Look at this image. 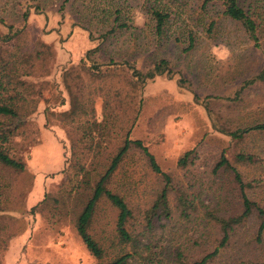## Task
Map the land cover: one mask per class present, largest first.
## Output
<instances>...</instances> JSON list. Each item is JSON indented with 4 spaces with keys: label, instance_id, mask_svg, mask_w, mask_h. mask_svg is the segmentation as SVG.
Returning a JSON list of instances; mask_svg holds the SVG:
<instances>
[{
    "label": "rangeland",
    "instance_id": "obj_1",
    "mask_svg": "<svg viewBox=\"0 0 264 264\" xmlns=\"http://www.w3.org/2000/svg\"><path fill=\"white\" fill-rule=\"evenodd\" d=\"M8 1L0 0V94L18 115L0 114V142L25 169L0 164V264H104L134 250L130 264H177V252L193 259L219 245L214 216L240 213L242 192L264 208V130L252 128L264 124V79L246 84L264 72V0H239L258 45L214 0ZM151 7L169 12L161 35ZM160 59L168 65L157 74ZM127 135L170 175V216L147 225L164 181L132 146L108 186L132 209L137 247L120 241L117 210L101 199L90 227L104 250L96 259L75 216ZM189 150L193 162L178 166ZM222 155L243 190L232 171L214 169ZM258 222L250 215L236 226L211 264L264 261Z\"/></svg>",
    "mask_w": 264,
    "mask_h": 264
},
{
    "label": "trees",
    "instance_id": "obj_2",
    "mask_svg": "<svg viewBox=\"0 0 264 264\" xmlns=\"http://www.w3.org/2000/svg\"><path fill=\"white\" fill-rule=\"evenodd\" d=\"M31 1L37 3V5L41 4L42 2V0H31ZM214 1L220 4L222 8V14L225 17L236 21L241 26L243 31L246 34H248L249 39L254 41L255 45H258V35H257L258 26L256 24V20L243 6H241L239 0H214ZM8 2L9 3L14 2L17 6L21 7L23 0H13ZM150 12L154 22L155 33L157 35H161L163 33L164 24L166 23V20L169 17V12L163 11L156 7H151ZM0 19H1L0 21L4 22L6 18L0 16ZM81 28L84 27L81 26ZM86 30L89 32V38L95 39L94 37L95 32L92 31V28H88ZM188 39L190 43L189 47H191L192 44H194L193 42L194 38L190 34L188 36ZM89 53L94 54L95 52L94 50L91 49ZM93 65L95 64H93L92 62L90 63V61H88L87 69L89 70L94 69ZM167 65L168 62L165 59H160L158 63L154 66V69L157 74H162L165 73ZM263 79H264V72H261L253 76L249 80H247L246 84L254 83L258 80H263ZM0 86H2V82H0ZM6 99L9 100L10 99L9 96L7 98H4V96L0 94V114L6 115L8 117L17 116L18 111L15 109V107L12 104L6 102ZM204 105L206 107V103ZM252 128L262 131L264 130V124L255 125ZM230 135L238 136V137L241 136V134H239L238 132H232ZM132 146L138 147L143 151L144 155L148 159L151 169L154 172L161 174L164 181L163 187L157 194L152 206L147 211L148 222H149L147 223V225H149L150 227L152 226V223H150V221L155 214H158L157 217L159 219L161 216H163L164 218H168L170 216V209L167 200V193L173 188V185L171 184L170 181V175L167 172L161 170L160 166L155 160L154 155L148 150L147 146L143 144L141 139H132L129 137V135H127L123 141V144L119 147L117 152L111 157L104 171L99 175V177L96 180H94L92 190L90 192L88 199L82 206L81 210L75 216V221H74L75 231L79 236L80 240L82 241V243L84 244L85 248L89 252V254L96 259H101L103 257L104 250L100 245V243L98 242V240L94 238V236L90 232V227L97 203L101 199L107 200L117 210L115 227L120 241L124 243L131 242L132 245L134 246L133 249H136L137 247L135 243L136 238L132 236V232L129 229L130 227L129 221L130 218L133 216L132 209L129 207L128 203L125 201L124 197L121 194L114 192L108 186V183L114 171L117 169L119 163L122 161L127 151ZM192 153L193 152L191 150L184 152L177 160L178 166L186 167L188 164H191L194 158V155ZM248 158H249L248 156L246 157L243 156L242 154L237 155V159L239 160H246ZM0 164L14 171H22L25 169V164L21 160H18L13 156H11L8 150L3 146L1 142H0ZM220 167H223L224 170L226 169L232 171L234 174V180L239 184V187L243 190L245 184L242 181L239 171L234 167V164H232L230 161L227 160V158L224 155H222L221 158L218 160L214 169L216 170L219 169ZM186 208L187 207L182 208L181 212L185 217H189ZM250 215H254L259 221L256 230V237L257 239H259L264 232V208L261 205H259L257 202L251 200L244 192H242V210L240 211V213L231 216H225V215L214 216V224L212 225H215L218 228L219 232L221 233L219 245L209 252L199 254L197 256L193 255V259L191 258L189 259L188 256L183 255L180 252H177L176 256L179 257L177 264H211L214 257L218 254L219 247L224 246L227 243L230 234L234 232L236 226L242 224L245 219L250 217ZM197 243H198L197 239H193V248ZM135 255L139 256V252L137 250H134L132 253L118 254L112 259H110V261L104 264H130L131 258H134ZM248 264H264V261H248Z\"/></svg>",
    "mask_w": 264,
    "mask_h": 264
},
{
    "label": "crops",
    "instance_id": "obj_3",
    "mask_svg": "<svg viewBox=\"0 0 264 264\" xmlns=\"http://www.w3.org/2000/svg\"><path fill=\"white\" fill-rule=\"evenodd\" d=\"M77 28H78V29H82V28H80V27H77ZM82 30H84V29H82ZM73 31L75 32V29H74ZM73 34H74V33H73ZM86 36H87V37L84 38V39H86V42L89 43L91 39L89 38V35H88V34H87ZM90 43H91V42H90Z\"/></svg>",
    "mask_w": 264,
    "mask_h": 264
}]
</instances>
